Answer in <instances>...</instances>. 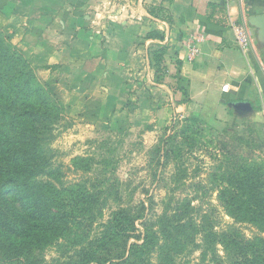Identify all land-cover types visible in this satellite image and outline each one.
Returning <instances> with one entry per match:
<instances>
[{
	"label": "rangeland",
	"instance_id": "1",
	"mask_svg": "<svg viewBox=\"0 0 264 264\" xmlns=\"http://www.w3.org/2000/svg\"><path fill=\"white\" fill-rule=\"evenodd\" d=\"M0 29L29 60L30 47L35 41L24 43L21 35ZM165 64L168 74L164 77L156 74L155 82L170 83L178 89L175 64L167 56ZM62 69V66L35 69L38 82L50 91L51 98L62 103L61 119L55 126L56 138L50 144L52 166H60L66 181H75L82 175H86L85 179L93 178L98 184L93 187L88 182L93 193L99 196L97 192H100L108 199L104 216L96 214L98 217L82 245L100 233L102 222L110 218L113 208L124 205L133 208L136 214H144L161 237L151 258L140 256L127 264H231L232 253L222 246L217 251L219 256L212 258L209 254L202 260V249L196 246L202 242L199 223L203 224L206 216L218 224L215 230L226 229L228 236H233L235 231L247 238L260 234L253 224L234 220L223 206L220 194L223 174L241 163L264 162V119L243 118L230 110L217 121L199 120L190 124L183 117L178 119L177 114L175 122L167 117L170 112L161 107L170 102L171 92L163 86L148 87L146 91L142 84L139 93L146 95L150 104L133 97L131 104L125 105V111L109 112L110 105H90L86 111L79 102L82 93L73 87L79 81L78 70L69 73ZM161 94L168 97L162 105L158 99ZM135 110L137 115L132 114ZM157 114L159 118L151 120ZM147 115L150 118L142 120ZM78 156L91 158L92 169L76 170L73 159ZM189 218L195 219L198 233L188 230L179 234L178 220ZM142 221H137V231L128 240L129 244L143 242L138 237L145 232ZM189 233L194 240L187 238ZM20 238L0 231V255L5 261L1 264H25L24 255L16 251L22 247ZM47 239L34 244L31 253L34 264H76L72 257L81 246L74 247L63 238L56 243L51 242L52 237ZM242 244L246 243L242 240Z\"/></svg>",
	"mask_w": 264,
	"mask_h": 264
},
{
	"label": "crops",
	"instance_id": "2",
	"mask_svg": "<svg viewBox=\"0 0 264 264\" xmlns=\"http://www.w3.org/2000/svg\"><path fill=\"white\" fill-rule=\"evenodd\" d=\"M262 14L264 0H0V28L21 35L24 43L35 41L29 59L35 69L78 70L73 87L82 93L86 111L90 105L125 111L133 97L150 104L140 85L146 91L163 86L171 93L161 107L175 122L177 114L217 121L230 110L264 119V34L250 23ZM232 23L248 27L250 51L235 43ZM152 32L164 38H148ZM161 44L178 71V89L155 82L151 57ZM242 100L250 101L253 111L240 114L229 105Z\"/></svg>",
	"mask_w": 264,
	"mask_h": 264
},
{
	"label": "trees",
	"instance_id": "3",
	"mask_svg": "<svg viewBox=\"0 0 264 264\" xmlns=\"http://www.w3.org/2000/svg\"><path fill=\"white\" fill-rule=\"evenodd\" d=\"M148 38L162 40L164 36L152 32ZM10 40L0 29L1 233L21 237L22 247L16 251L24 255L25 264L35 263L31 253L37 240L49 237L54 243L63 238L74 247L81 246L72 257L76 264H127L140 256L151 258L161 237L144 214H136L133 208L124 205L113 208L110 218L102 222L100 233L82 245L98 217L96 214L104 216L108 199L100 192L99 196L93 193L88 184L98 186L93 178L85 179L86 175H82L75 181H66L60 166H52L50 144L56 138L55 126L61 119L62 103L51 98L50 91L38 82L35 67ZM166 56L169 51L165 44L152 51V64L161 77L168 74ZM185 120L190 124L198 121ZM92 161L78 156L73 165L76 170L87 172L92 169ZM221 183L224 186L220 199L226 211L237 222L253 224L260 234L247 238L235 231L228 236L226 229L215 230L218 224L204 216V223H199L202 242L196 243L202 249V260L209 254L212 258L219 256L217 251L222 246L231 251V264H264V162L241 163L223 174ZM142 204L146 207L144 201ZM138 220L146 226L144 235H138L143 242L129 244ZM196 224L193 218L178 220V233L185 234L188 230L198 233ZM191 233L187 238L194 240ZM3 262L0 255V264Z\"/></svg>",
	"mask_w": 264,
	"mask_h": 264
},
{
	"label": "built area",
	"instance_id": "4",
	"mask_svg": "<svg viewBox=\"0 0 264 264\" xmlns=\"http://www.w3.org/2000/svg\"><path fill=\"white\" fill-rule=\"evenodd\" d=\"M232 26L235 31V43L237 44V46H239V48L243 51H250L253 43L252 36L248 27L242 23H232ZM194 50L196 51L197 48H195Z\"/></svg>",
	"mask_w": 264,
	"mask_h": 264
},
{
	"label": "water",
	"instance_id": "5",
	"mask_svg": "<svg viewBox=\"0 0 264 264\" xmlns=\"http://www.w3.org/2000/svg\"><path fill=\"white\" fill-rule=\"evenodd\" d=\"M250 23L252 25L259 26L261 28L262 33L264 34V14L253 16L250 19ZM230 107H233L240 114H246L248 112L253 111V105L250 101L242 100V101H234L231 102Z\"/></svg>",
	"mask_w": 264,
	"mask_h": 264
}]
</instances>
